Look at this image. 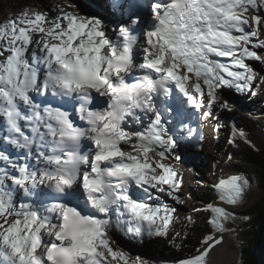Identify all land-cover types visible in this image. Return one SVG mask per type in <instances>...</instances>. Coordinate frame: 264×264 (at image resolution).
<instances>
[{
  "label": "snow or ice",
  "instance_id": "6c2138e0",
  "mask_svg": "<svg viewBox=\"0 0 264 264\" xmlns=\"http://www.w3.org/2000/svg\"><path fill=\"white\" fill-rule=\"evenodd\" d=\"M56 10L0 23L3 139L23 161L0 151V264H150L112 234L142 240L174 229L177 209L161 196L180 203L183 177L164 113L187 106L207 121L232 109L221 88L264 87L247 63H264V0H153L147 25L132 20L114 36L97 17ZM237 137L251 143L236 128L228 143ZM210 187L217 202L193 211L209 213L212 233L174 264H210L234 231L229 207L245 202L251 183L228 174Z\"/></svg>",
  "mask_w": 264,
  "mask_h": 264
},
{
  "label": "rangeland",
  "instance_id": "374dc122",
  "mask_svg": "<svg viewBox=\"0 0 264 264\" xmlns=\"http://www.w3.org/2000/svg\"><path fill=\"white\" fill-rule=\"evenodd\" d=\"M72 3H75L79 10L77 8L75 9V7L68 9L67 4ZM92 3V0H67L66 2L52 0L47 4L36 3V5L41 11H48L50 16H54L55 13L57 14L56 9L58 7H65L66 10L74 12L81 10L83 12L86 11L87 15L93 14L89 17H93L96 13L91 5ZM89 4L91 5V8H89ZM150 5L151 3L144 6L147 11V15L144 14L146 20L150 18ZM105 22L108 32L114 34L113 30H115L114 27H116L117 23H114L113 21L112 23L108 20H105ZM260 38L264 39V29L261 30ZM259 54L262 59H264V50H259ZM247 63L256 70V73L258 74L257 82H259L260 79H264V63L257 61H247ZM255 91L257 93L256 95H252L248 92H238L235 89H225L220 91L221 97L228 100L233 109L230 111H220L217 109L216 114L210 120L199 121L200 127L196 137H191V134H189V140L180 143L177 142L175 152L180 155L181 160L179 162L173 161V166L183 177V188L179 193L181 202L177 203L170 198L163 195L161 196V201L163 203H168L177 209V222L186 221L185 218L187 216H192L194 222L200 224L206 223L209 213L207 211H200L197 213L194 212L193 209H203L205 207L206 203L200 200L202 193L209 195L210 203L217 202L216 193L212 190L210 185L215 183V180L222 175L225 176L226 173L223 171V168L225 167L227 168L228 174H240L249 177L252 180L251 190L248 193L245 202L240 206L231 209L232 212L237 214V218L235 220L229 219L226 222L227 228L230 223L236 225L241 224V220L243 219L241 214L247 209L260 203L264 198V189L260 184L259 173L253 167L232 164V162L227 159V156L215 152L216 144L219 140L218 138L223 136L224 130H227L230 135L232 133L229 118L233 110L238 113L243 112L252 115L256 113L260 105L264 104V87L255 89ZM258 118H264V115H259ZM2 119L3 118L0 117V120ZM217 128H219V131H216ZM1 133L2 131L0 130V143L4 141L1 137ZM227 138H230L229 135ZM9 145L11 149L14 150L15 147L10 143ZM182 146L185 148H180ZM0 151L6 153L3 146L0 147ZM187 155L189 156V160L187 159ZM0 167H6V165H4L3 162H0ZM198 181L200 183H197ZM20 195H22V193ZM215 235L218 236L220 234ZM163 238L164 237L149 238L145 236L142 240H139L124 236L123 234L119 237H113L119 245V248L129 253L131 258L140 257L149 261L150 264H159L163 258L165 259L163 255L166 249L171 248V245L164 242ZM239 257L237 244L233 240L232 233L231 231H226L223 233V242L212 251L209 261L210 264H237Z\"/></svg>",
  "mask_w": 264,
  "mask_h": 264
},
{
  "label": "trees",
  "instance_id": "16d2710c",
  "mask_svg": "<svg viewBox=\"0 0 264 264\" xmlns=\"http://www.w3.org/2000/svg\"><path fill=\"white\" fill-rule=\"evenodd\" d=\"M50 1L52 0H0V23L15 18L24 9L40 10L36 3L47 4ZM259 115H264V104L252 115L233 110L229 118L231 131L233 128L243 130L251 143L237 137L234 144H229L231 135L224 130L223 136H218L215 152L225 156L230 154L233 157L230 161L232 164L253 167L259 173L260 184L264 189V118H258ZM228 135L230 138H227ZM200 200L206 204L211 202L209 195L205 193H202ZM241 215L248 219H242L239 225L233 223L228 225V229L234 230L231 233L240 256L237 264H264V198ZM176 232L180 233L179 238H175ZM210 233L212 228L208 223L194 222L189 225L186 221L176 220L169 236L163 238L164 242L171 245L163 256L173 260L191 255L201 247V240Z\"/></svg>",
  "mask_w": 264,
  "mask_h": 264
},
{
  "label": "bare ground",
  "instance_id": "6f19581e",
  "mask_svg": "<svg viewBox=\"0 0 264 264\" xmlns=\"http://www.w3.org/2000/svg\"><path fill=\"white\" fill-rule=\"evenodd\" d=\"M88 1V0H87ZM142 2L143 5L147 6V4L153 2V0H140ZM92 6L95 10V13L96 15L94 16H97L99 19H101L104 24H106L105 20L107 21H114L115 23H119L118 24V29L122 26H127V25H131V19H128V18H121V19H118V18H115L114 16L111 15V9L112 8L111 6H109V3L107 0H92ZM130 3V0H126V7L128 6V4ZM87 4V3H86ZM72 5H74L75 9L77 8V5L75 3H72ZM91 5L89 4V8H91ZM96 7V8H95ZM78 9V8H77ZM79 10V9H78ZM82 12V13H81ZM132 12L133 13H136L137 12V9L135 7L132 8ZM143 13H138V15L142 14V16L145 18L146 16L144 14L147 13L146 11V8L144 9V11H142ZM77 14L79 15H82V16H92L93 14H86V11L83 12L82 10L81 11H77L76 12ZM130 12V15L133 16L134 14ZM57 15L56 13L54 14V16ZM147 15V14H146ZM113 23V22H112ZM110 36H114V34H111L110 32H108ZM256 72V70H255ZM184 109L188 112L190 111V107H187L185 106ZM179 117V113L178 114H175V115H170L169 113H164V122L166 124V126L169 128V130L175 135V139L177 140V142H185L186 140H189V134H187V130L183 131V132H179V131H175L174 128V124L177 120V118ZM0 130L2 131L1 134H3V137L8 135L7 131H6V126H5V122L4 120H0ZM3 139V138H2ZM3 146L5 148V152L6 154L10 155V157L14 158V155H16L15 157H20L22 154L18 155L16 154V152L14 151L13 154H12V151L13 149H11L9 143H7L5 140L0 143V147ZM180 148H185V147H180ZM188 156V155H187ZM187 159L189 160V156L187 157ZM20 163V162H19ZM29 163H35L34 161H30ZM223 171L226 173V175H228L227 173V168H223ZM217 180H215L216 182ZM45 191H47L45 189ZM162 202V201H161ZM228 207V206H226ZM231 207H229V210L231 211ZM113 237H119L121 236L122 234H119V233H116V232H113ZM210 258V257H209ZM161 263H163V261H161Z\"/></svg>",
  "mask_w": 264,
  "mask_h": 264
},
{
  "label": "water",
  "instance_id": "95a60500",
  "mask_svg": "<svg viewBox=\"0 0 264 264\" xmlns=\"http://www.w3.org/2000/svg\"><path fill=\"white\" fill-rule=\"evenodd\" d=\"M246 178H248V179H249V181H250V183H252V180H251V178H249V177H246Z\"/></svg>",
  "mask_w": 264,
  "mask_h": 264
}]
</instances>
